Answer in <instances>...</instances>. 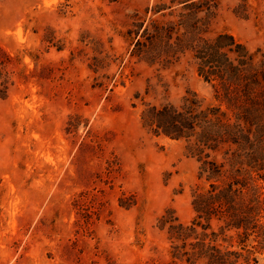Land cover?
I'll return each instance as SVG.
<instances>
[{
	"label": "rangeland",
	"instance_id": "obj_1",
	"mask_svg": "<svg viewBox=\"0 0 264 264\" xmlns=\"http://www.w3.org/2000/svg\"><path fill=\"white\" fill-rule=\"evenodd\" d=\"M162 1L0 0L14 81L0 100V264H186L170 258L157 218L171 208L191 220L198 163L139 115L186 91L209 101L211 88L185 58H130L124 36L135 10ZM241 2L218 0L211 34L264 50V0H246V19L233 13ZM94 55L109 66L94 73Z\"/></svg>",
	"mask_w": 264,
	"mask_h": 264
},
{
	"label": "trees",
	"instance_id": "obj_2",
	"mask_svg": "<svg viewBox=\"0 0 264 264\" xmlns=\"http://www.w3.org/2000/svg\"><path fill=\"white\" fill-rule=\"evenodd\" d=\"M218 7V0H164L143 14L135 10L124 36L130 58L160 68L185 58L211 88L209 101L186 91L177 104L144 103L139 115L148 134L182 143L198 163L191 220L181 222L171 208L157 218L170 258L258 264L264 254V50L249 51L227 32L211 34ZM248 7L242 0L233 13L246 19ZM100 45L93 44L94 52L101 53ZM108 61L94 55L88 67L98 73ZM12 63L0 48V100L14 85Z\"/></svg>",
	"mask_w": 264,
	"mask_h": 264
}]
</instances>
